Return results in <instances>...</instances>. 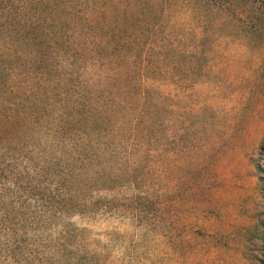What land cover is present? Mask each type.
Instances as JSON below:
<instances>
[{
	"label": "rangeland",
	"instance_id": "374dc122",
	"mask_svg": "<svg viewBox=\"0 0 264 264\" xmlns=\"http://www.w3.org/2000/svg\"><path fill=\"white\" fill-rule=\"evenodd\" d=\"M74 5L78 16L59 22L58 32L48 26L58 50H80L86 39L122 43L138 31L143 51L127 55L130 64L141 55L137 82L149 89L156 123L142 189L154 196V216L147 214L150 200L137 220L115 212L73 216L80 252L93 256L89 264H264V0ZM65 26L79 29L71 35ZM36 44L17 48L23 55L54 48ZM2 57L0 51V86L10 73ZM82 62L78 57L79 67ZM19 72V82L12 78L5 86L25 84L31 91L33 82H23ZM65 87L59 82L52 95L59 98ZM38 96L48 109L52 98ZM36 137L42 145L50 139L41 132ZM13 167L20 171L21 164Z\"/></svg>",
	"mask_w": 264,
	"mask_h": 264
},
{
	"label": "trees",
	"instance_id": "16d2710c",
	"mask_svg": "<svg viewBox=\"0 0 264 264\" xmlns=\"http://www.w3.org/2000/svg\"><path fill=\"white\" fill-rule=\"evenodd\" d=\"M70 5L72 0H0L8 85L16 71L34 84L31 91L25 84L5 86V80L0 86V264H89L93 256L78 249L71 217L115 212L137 220L149 200L148 217L156 211L154 196L142 190L155 110L147 102L149 89L138 86L141 55L131 64L127 55L143 51L138 31L122 43L86 39L80 50H58V23L80 14ZM65 29L73 35L79 28ZM36 40L38 47L47 42L54 48L24 55L17 48ZM109 56L114 58L104 59ZM61 81L66 87L56 99L52 93ZM39 93L52 98L48 109L39 106ZM40 132L50 138L43 145ZM17 162L20 171L14 170Z\"/></svg>",
	"mask_w": 264,
	"mask_h": 264
}]
</instances>
